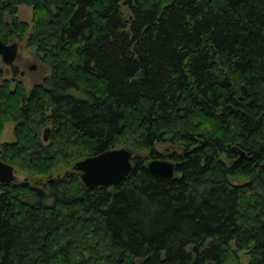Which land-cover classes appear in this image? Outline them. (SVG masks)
<instances>
[{"label": "trees", "instance_id": "1", "mask_svg": "<svg viewBox=\"0 0 264 264\" xmlns=\"http://www.w3.org/2000/svg\"><path fill=\"white\" fill-rule=\"evenodd\" d=\"M20 5L51 72L0 85V160L26 175L0 184V264H264V0H0L5 44L30 29ZM178 120L171 180L141 157L109 188L73 170L119 147L159 158Z\"/></svg>", "mask_w": 264, "mask_h": 264}, {"label": "rangeland", "instance_id": "2", "mask_svg": "<svg viewBox=\"0 0 264 264\" xmlns=\"http://www.w3.org/2000/svg\"><path fill=\"white\" fill-rule=\"evenodd\" d=\"M122 6V4H121ZM122 13L124 15V18L126 20H128L131 16L130 12L128 11V9L124 6L121 7ZM35 16V11L34 9L29 6V5H20L17 9V20L22 22V23H27L30 26V29L27 31V33L25 34V36L22 39L16 40V44L18 45V58L16 59V61L10 65L7 66L3 63V61L0 58V85L3 84L4 82H11L10 86L13 89L15 87V82H22L25 91L27 93H29L32 88L40 83L46 76H49L50 74V68L44 66L39 59V55L36 51V49H34L33 47H30L29 43H28V35L32 32V27H33V19ZM39 16V15H38ZM76 50V49H75ZM73 53V52H71ZM75 54V53H73ZM72 55V54H71ZM13 68H17L18 70V75L15 76L13 75ZM12 72V73H11ZM198 117L192 120V117L190 118V120L187 122V124H192V130H194V127L196 123H198L200 120V116H196ZM200 117V118H199ZM205 123H207L208 125L211 124V121L208 119L204 120ZM180 120L177 121L178 126L176 127V129H172V127H165V129H163L164 131H162L163 135H162V142L161 143H157L156 145H154V150L156 151L157 154H159V158H153L150 159L149 158V152L148 150H143L137 153H134L133 151V160L135 157L137 158H144V164L147 166L149 162L153 161V160H162V161H169L172 162L173 164H175V166L178 165V162L176 161H171L169 155L174 154L172 153L173 151H176V153L181 154L183 153L182 151L184 149L188 147H190L191 145L188 143L189 141H186L185 139L187 137H184L182 133H178V132H183L184 129V122H180ZM192 122V123H190ZM214 127V126H213ZM51 130L52 126L51 124H47V126L44 127V129L41 132V138L44 137V131L45 129ZM209 128L210 127H204L205 134H209ZM215 128V127H214ZM179 129V130H178ZM189 132V131H187ZM189 134V133H188ZM49 135V133H48ZM188 136V135H187ZM49 137V136H48ZM176 141L174 144L170 143V141ZM44 141V139H43ZM48 141V139H47ZM44 141V142H47ZM16 142L15 139V124L12 122L6 123L4 124L1 132H0V149L2 148L3 145L5 144H13ZM189 144V145H188ZM125 147H119L118 149H122ZM127 149V148H125ZM116 150V149H114ZM129 150V149H128ZM110 151V150H108ZM85 159V158H84ZM83 160V159H82ZM132 160V161H133ZM81 161V160H80ZM133 165V162H132ZM177 168V167H176ZM14 174L16 177V182H24V180L26 179V175L23 173V171H21L19 168L14 167ZM179 174L177 172H175V176L177 177ZM55 178V177H54ZM238 257L240 258L241 264H248V255L247 253H238Z\"/></svg>", "mask_w": 264, "mask_h": 264}, {"label": "water", "instance_id": "3", "mask_svg": "<svg viewBox=\"0 0 264 264\" xmlns=\"http://www.w3.org/2000/svg\"><path fill=\"white\" fill-rule=\"evenodd\" d=\"M0 58L7 66L12 65L18 58V45L5 44L0 40ZM49 129L44 132V141L48 139ZM244 154L241 153V158ZM133 154L122 148L105 151L77 162L73 170L77 172L84 186L93 190L97 187H113L127 178L132 171ZM175 164L169 161L153 160L147 169L152 174L166 180H171L176 172ZM13 166L0 160V184L12 183L16 180Z\"/></svg>", "mask_w": 264, "mask_h": 264}]
</instances>
